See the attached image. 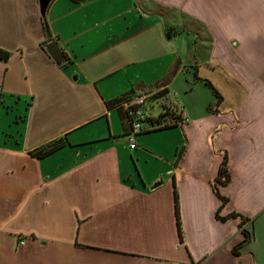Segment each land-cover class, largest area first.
<instances>
[{
  "label": "crops",
  "instance_id": "obj_1",
  "mask_svg": "<svg viewBox=\"0 0 264 264\" xmlns=\"http://www.w3.org/2000/svg\"><path fill=\"white\" fill-rule=\"evenodd\" d=\"M0 50V111L23 127L0 138V264H264V0H0ZM202 80L218 102H176ZM132 90L188 123L131 149L108 105Z\"/></svg>",
  "mask_w": 264,
  "mask_h": 264
},
{
  "label": "trees",
  "instance_id": "obj_2",
  "mask_svg": "<svg viewBox=\"0 0 264 264\" xmlns=\"http://www.w3.org/2000/svg\"><path fill=\"white\" fill-rule=\"evenodd\" d=\"M71 2L75 3V4H79L81 3L83 0H70ZM42 27L43 30L45 32V37L48 41H51V34L49 32V27L47 22L45 21V19L42 20ZM9 57V54L7 52H4L2 50H0V61L2 62H6L7 59ZM203 83L212 91L213 96L217 99V102L220 99L219 94L216 92V90L214 89V87L212 86V84L207 81V80H202ZM137 90H132L131 92L125 94L124 96H122L121 98L117 99L112 105H108V107H120L122 103L127 102L131 99V97L134 95V93ZM165 92L161 91L158 94H153L148 100L150 99H161V103H162V109H163V113L161 115H159V117H157L155 120H151L150 121V126L149 130L143 132V133H147V132H151V131H155V130H165V129H169V128H173L175 126H178V123L182 120L180 114L177 112V110L171 106H168L165 102V100L163 99L165 96ZM147 100V101H148ZM145 121H146V117H145ZM145 121L143 122V124H145ZM123 122L125 123L126 127H127V134L126 136H128V132L130 131V118L129 116L125 113L124 111V115H123ZM64 146L63 142H57L55 144L49 145L47 148L44 149H39L34 151L32 154L36 157V158H45L49 155H51L53 152L57 151L58 149L62 148ZM229 182V173H228V169H227V157L224 156L223 160L220 164L219 167V173H218V177L216 180V183L224 185L227 184ZM215 192L217 193L219 199L221 200V203L223 204L225 202V198H223L222 196L219 195L218 193V189L215 187ZM175 214L177 215V219H179L178 216V204H177V198L175 197ZM243 225V223H241ZM245 234V241L244 243H247L250 239L251 236L249 233L244 232Z\"/></svg>",
  "mask_w": 264,
  "mask_h": 264
},
{
  "label": "rangeland",
  "instance_id": "obj_3",
  "mask_svg": "<svg viewBox=\"0 0 264 264\" xmlns=\"http://www.w3.org/2000/svg\"><path fill=\"white\" fill-rule=\"evenodd\" d=\"M183 82H184V78L178 77L175 85L178 86L177 88L181 89V87L183 86ZM191 87H193L194 90L189 91L190 92L189 94H186V95L182 94L181 95V94L176 93V95H177L175 97V100L177 99L176 102L178 101V103H179L181 101H186L191 97L192 98L193 97H195V98L199 97L200 99L206 98L207 101L212 100L214 103L216 102V98L213 96L212 91L207 86L196 85V86H191ZM1 93H3V95L5 96L7 101H9L12 98L6 92H1ZM1 97H2V94H0V100L3 99ZM173 98L174 97H172V100L175 101ZM16 107L17 106H14V108H16ZM22 107H23V110H25L24 109L25 107L24 106H22ZM160 109H161L160 113H162L163 109L162 108H160ZM7 111H10V112L6 113ZM0 112H1L0 113V138L8 139L9 142H12L16 138V137L11 136L12 133L15 132V135H16V131L18 128L23 129L22 123L20 121H17L16 118H14L16 112H18V111L15 110V112H13L11 109L2 108V111H0ZM8 135H9V137H8ZM128 141H129V138L127 137V142ZM250 229H251V226L249 227V230ZM248 232H250V231H248Z\"/></svg>",
  "mask_w": 264,
  "mask_h": 264
},
{
  "label": "built area",
  "instance_id": "obj_4",
  "mask_svg": "<svg viewBox=\"0 0 264 264\" xmlns=\"http://www.w3.org/2000/svg\"><path fill=\"white\" fill-rule=\"evenodd\" d=\"M152 94L145 93L137 90L131 99L121 104L120 107L124 108L125 113L130 118V131L128 132L129 146L131 149L135 148V137L149 128H145L143 122L145 121L146 112L145 104ZM188 123V120L183 118L178 125Z\"/></svg>",
  "mask_w": 264,
  "mask_h": 264
},
{
  "label": "water",
  "instance_id": "obj_5",
  "mask_svg": "<svg viewBox=\"0 0 264 264\" xmlns=\"http://www.w3.org/2000/svg\"><path fill=\"white\" fill-rule=\"evenodd\" d=\"M52 0H39V11L42 16H44L49 4ZM46 51L49 56L53 59L55 64L61 65L63 63V54L61 53L56 42H51L46 45ZM156 187V186H154Z\"/></svg>",
  "mask_w": 264,
  "mask_h": 264
}]
</instances>
